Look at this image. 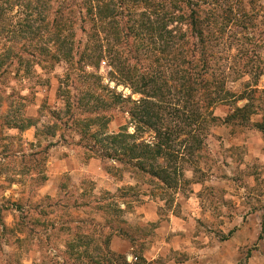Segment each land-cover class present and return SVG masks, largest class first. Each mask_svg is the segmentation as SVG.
<instances>
[{
  "label": "rangeland",
  "instance_id": "obj_1",
  "mask_svg": "<svg viewBox=\"0 0 264 264\" xmlns=\"http://www.w3.org/2000/svg\"><path fill=\"white\" fill-rule=\"evenodd\" d=\"M63 1L0 0V174L22 173L15 184L9 181L13 178L0 177V264H95L101 228L92 215L84 219L82 230L89 234L84 233L87 244L80 248L88 251L90 261L63 254L64 235L80 231L64 217L61 203L36 210L24 206L22 214L18 213L20 226L3 224L12 222L3 207L13 199L22 197L26 201L30 189L44 184L31 175L46 174L47 170L56 175L55 179L62 177L63 166L58 163L69 153L68 146L76 144L72 153L81 162L90 155L98 157L102 172L113 175L117 192L124 193L128 200L133 193L130 205L136 206V212L127 213L129 221L140 220L139 206L153 200L160 219L177 216V238L195 235L192 242L183 241L177 253L151 262L137 258L131 264H169L173 260L177 264H216L212 262L214 254L202 249L210 243L206 238L209 235L229 239L225 264H264V132L254 125L263 114L252 113L250 122L240 124L222 119L192 125L191 108L185 106L192 100L184 96L183 101L177 93V61L170 60L175 48L171 47L168 55H160L163 74L156 83L161 92L144 91L140 85L112 74L108 56L89 58L96 55L94 48L84 51V45H53L54 11ZM222 4L217 11L224 12L223 16H227L224 10L228 8L233 9L232 16L239 9L248 15L238 27L241 32L234 34L239 45L231 38L234 32L227 29L225 52L234 55L239 46L244 49L255 42L260 68L264 64V0H223ZM79 24L73 29L77 38H82ZM245 57L243 53L241 59ZM151 66L156 68L155 63ZM252 82L246 75L227 84L234 91L247 92ZM258 87L264 88V75ZM249 97H254V105L262 107L263 93L254 92ZM145 100L151 102L150 109L156 113L152 118L142 111H146ZM245 102L246 98L239 104ZM231 111V105L222 104L215 114L224 118ZM33 120L39 127L45 126L39 128L36 147L24 143L33 138V132L27 131ZM156 125L169 137L173 155L159 160L170 167L169 173H162L165 183L108 156L119 145L113 143L118 133L127 135L123 140L128 144L155 143ZM179 125L184 129L178 134ZM190 132L198 133V145L189 143ZM186 141L185 147L182 142ZM50 143L55 147L46 155L45 145ZM134 184L133 191L124 189ZM36 217L40 223L33 226ZM49 219L56 223L52 229L47 226ZM154 228L148 227L147 232L153 233ZM102 253L104 256L105 249L101 247L100 256ZM221 257L219 252V264Z\"/></svg>",
  "mask_w": 264,
  "mask_h": 264
},
{
  "label": "trees",
  "instance_id": "obj_2",
  "mask_svg": "<svg viewBox=\"0 0 264 264\" xmlns=\"http://www.w3.org/2000/svg\"><path fill=\"white\" fill-rule=\"evenodd\" d=\"M222 1L65 0L54 11L53 45L56 47L64 43L84 45V51L94 48L96 55H89V58L101 60L108 56L112 74L140 85L144 91H155L157 94L161 92V88L156 81L163 74L159 68L160 55H168L173 47L175 56L170 60L177 61L175 63L177 93L182 96L183 101L184 96L192 100L191 103L185 104L191 108L189 121L192 125L198 126L203 121L212 123L222 119L233 123L250 122L252 113L257 112L262 113L263 117L254 125L264 132V100L261 107L253 104L254 97L248 99L254 92L264 94V88L258 87L260 78L264 75V64L259 68L257 63L258 45L254 42L244 49L239 46L238 53L234 55L225 52L224 37L227 29L230 28L234 32L231 38L239 45V38L234 37V34L241 32L238 27L244 23L242 20L248 18V15L239 9L232 16L233 9L228 8L224 10L228 13L227 16H223L224 12L217 11L223 5ZM78 22H80L78 29L83 33L82 38H77V31L73 29ZM64 26L66 29H62ZM243 26L242 28H245L246 25ZM225 49L228 50L229 47ZM243 53L246 57L242 60ZM153 63L156 65L155 69H152ZM246 75L253 81L247 86V92L234 91L228 86L229 81L236 82ZM245 98L247 102L239 104ZM145 102L146 111L144 109L142 111L148 118H152L155 111L150 109V101ZM222 104L232 107V111L224 118L215 114L216 107ZM155 128L157 134L155 143L128 144L123 140L127 137L126 134L114 135L113 143L119 145L108 156L126 162L165 183L162 173H169L170 167L162 165L159 160L169 159L173 155L169 137L162 132L159 125ZM183 129V126L179 125L178 134ZM188 134L189 143L198 145V133ZM169 136L171 137V134ZM188 141L182 142L185 147ZM17 206L19 213L22 214L24 206L21 204ZM21 222L18 216L12 228L20 226ZM118 232L122 233L120 230ZM86 244L82 237L78 242L69 241L67 251L84 259L76 253V249ZM101 247L105 249L104 256L103 253L100 256ZM84 254L89 258L88 261L92 259L86 249ZM94 263L131 264L126 255L109 249V236L99 243L98 259L96 257Z\"/></svg>",
  "mask_w": 264,
  "mask_h": 264
},
{
  "label": "crops",
  "instance_id": "obj_3",
  "mask_svg": "<svg viewBox=\"0 0 264 264\" xmlns=\"http://www.w3.org/2000/svg\"><path fill=\"white\" fill-rule=\"evenodd\" d=\"M44 127H39L38 123L33 120V124L27 128V131L33 132V138L25 139L24 143L30 147H36L37 142H39L37 137L39 128L43 129ZM1 146L2 140H0ZM54 147L55 145L53 143L45 145V154L49 155ZM76 148L77 144L68 146L69 153L63 158L62 163H58V165L63 166L61 173L64 175L62 177L55 179L54 177L56 175L47 173V170L46 174L39 173L41 174L39 176L37 173L32 174L31 176H35L34 178L41 180L40 184L45 181L44 184L30 189L26 201H23L22 197L13 199L11 203L3 207V212L7 217H12V222L10 221L8 223L5 221L7 227L11 228L15 226L18 213L20 212L17 206L19 204L36 210L37 208H43L45 205L46 207L49 204L57 206V203H61L60 206L65 210L64 217L69 220V223L74 228L80 231H77V233L67 232L64 235L63 247L65 250L63 254L67 257L71 255L67 251V243L69 241L78 242L81 237L83 241L87 240L85 235L89 233L84 232L82 229H84L83 226L86 224L84 219L91 215L95 218V224L101 228L98 234V240L102 242L106 236H109V249L112 252L126 256L133 255L134 251H138L137 258H144L151 262L160 257H167L170 253H177V248H181L183 241L192 242V238H195V235L180 236L177 238V216L173 214L168 218L160 219L158 205L153 200H147L141 207L139 206L140 220L136 223L129 221L127 219V213L134 214L136 212L134 211L136 210V206L132 207L130 205L132 202L130 200L134 196L133 193L130 195V200L124 196V193H118L117 185L114 186L115 183L112 181L113 175L102 172L101 159L90 155L89 158H86V161L81 162L82 159L72 153V151H75L73 149ZM76 170L78 173H76ZM142 174L150 175L149 173ZM7 176L13 178L9 181L11 184H15L18 176H22V173H16V175L9 173L0 174V177ZM135 188V184L124 187V189L129 191H133ZM53 220L49 219V223L47 224L51 229L56 224ZM39 223L40 221L36 217L33 226H37ZM151 226L155 227L153 233L147 232V228ZM118 230L122 231V233L118 232ZM206 238H208L207 241L210 243L202 249H207L211 254H214L213 259L215 261L212 262L219 264L217 255L220 252L222 256L220 264L227 263L228 260L226 257H228L230 251L229 239H218L213 235H209ZM76 253L82 257H86L84 249H76ZM169 264H177V260H173Z\"/></svg>",
  "mask_w": 264,
  "mask_h": 264
},
{
  "label": "built area",
  "instance_id": "obj_4",
  "mask_svg": "<svg viewBox=\"0 0 264 264\" xmlns=\"http://www.w3.org/2000/svg\"><path fill=\"white\" fill-rule=\"evenodd\" d=\"M126 258L129 262H133V261L137 260V257L134 255H127Z\"/></svg>",
  "mask_w": 264,
  "mask_h": 264
}]
</instances>
